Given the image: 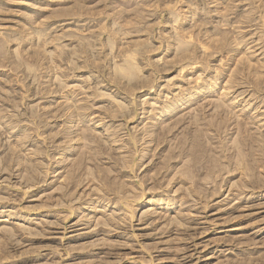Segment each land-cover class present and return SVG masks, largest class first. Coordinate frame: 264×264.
I'll list each match as a JSON object with an SVG mask.
<instances>
[{"label":"rangeland","instance_id":"1","mask_svg":"<svg viewBox=\"0 0 264 264\" xmlns=\"http://www.w3.org/2000/svg\"><path fill=\"white\" fill-rule=\"evenodd\" d=\"M0 264H264V0H0Z\"/></svg>","mask_w":264,"mask_h":264}]
</instances>
